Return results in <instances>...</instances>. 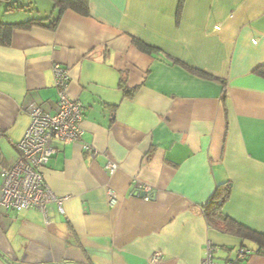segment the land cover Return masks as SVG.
Returning a JSON list of instances; mask_svg holds the SVG:
<instances>
[{"label": "crops", "instance_id": "crops-1", "mask_svg": "<svg viewBox=\"0 0 264 264\" xmlns=\"http://www.w3.org/2000/svg\"><path fill=\"white\" fill-rule=\"evenodd\" d=\"M22 1L3 22L42 26L0 45V170L17 161L29 105L55 113L56 65L82 133L53 141L43 172L63 214L0 208V264H201L208 246L216 264L239 248V264H264V0H86V14ZM224 185L229 232L204 212Z\"/></svg>", "mask_w": 264, "mask_h": 264}, {"label": "built area", "instance_id": "built-area-1", "mask_svg": "<svg viewBox=\"0 0 264 264\" xmlns=\"http://www.w3.org/2000/svg\"><path fill=\"white\" fill-rule=\"evenodd\" d=\"M53 72L57 94L55 113L50 115L36 105H29L31 122L22 140L16 145L17 161L12 166L0 170V208L4 211L20 212L33 209L45 215L47 206L54 204L59 213H64L63 204L66 199L57 197L47 188L43 172L55 154L51 145L53 141L67 144L80 140L83 115L81 105L67 95L68 71L56 65ZM83 150L92 152L87 145L83 146ZM106 169L113 174L116 165L107 163ZM133 194L140 196L145 202L153 199L152 189L147 186H138ZM113 196L109 191L110 202L113 201ZM247 255L246 249L239 248L227 264H239ZM162 259L161 253H155L151 264H160ZM201 264H216L212 259L210 246L207 247Z\"/></svg>", "mask_w": 264, "mask_h": 264}, {"label": "trees", "instance_id": "trees-1", "mask_svg": "<svg viewBox=\"0 0 264 264\" xmlns=\"http://www.w3.org/2000/svg\"><path fill=\"white\" fill-rule=\"evenodd\" d=\"M9 0H0V3L2 2H7ZM54 2V7L55 9L58 11V13L60 14L64 9L67 8H71L73 10H76L77 12H81L83 14H86V9H87V5H86V0H53ZM22 6H6L7 9H5V11L10 12V11H14V10H18L20 9ZM39 20H29L27 22L21 23V24H6L0 21V45L1 46H7L9 45L10 42V35L11 32L14 28L17 29H27L30 28L32 26H42L40 24ZM53 28V26L51 25V29ZM257 73L259 75H261L262 77H264V67H261L257 70ZM136 90H128L127 88H124V92L126 93V95H131L133 92H135ZM226 185V184H225ZM223 186V188L221 190H218L216 192V196L212 199V201L209 203V205H207L205 207V216L207 218V221L209 224L217 227L218 229H221L223 231H231L228 230L230 228V226L233 224L231 223L230 220H228L226 217H222L220 215V209L221 206L224 202V200L226 199L229 191H228V187L227 186ZM217 195H218V200H217ZM222 225V226H220ZM236 227V231H240L242 228L240 226H235ZM252 234V233H251ZM254 235V234H252ZM255 239L257 236H254ZM258 240L260 241L261 245H263V249H264V237L262 238H258ZM262 254H264V250L262 251ZM229 260V259H228ZM227 260V262H228Z\"/></svg>", "mask_w": 264, "mask_h": 264}, {"label": "rangeland", "instance_id": "rangeland-1", "mask_svg": "<svg viewBox=\"0 0 264 264\" xmlns=\"http://www.w3.org/2000/svg\"><path fill=\"white\" fill-rule=\"evenodd\" d=\"M24 4V2L22 0H9L7 2H1L0 3V21L3 22L5 21L8 17L10 16H17L18 13H16L17 11H10L7 13H4L6 6L10 5V6H22ZM34 13H29L28 15H33ZM33 18V17H32ZM4 23V22H3Z\"/></svg>", "mask_w": 264, "mask_h": 264}]
</instances>
